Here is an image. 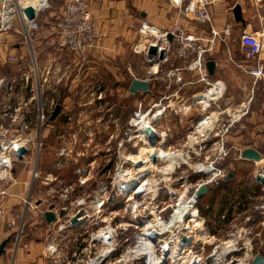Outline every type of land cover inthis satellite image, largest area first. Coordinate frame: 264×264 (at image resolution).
Listing matches in <instances>:
<instances>
[{"label":"built area","instance_id":"2783aa9c","mask_svg":"<svg viewBox=\"0 0 264 264\" xmlns=\"http://www.w3.org/2000/svg\"><path fill=\"white\" fill-rule=\"evenodd\" d=\"M221 1L223 0H169V3L177 9V14L182 18L194 20L200 24L209 26L211 36L207 39L208 46L201 45L200 41H202V39L189 32L184 25L179 22H174L170 28L164 30L145 20L140 23L138 28L140 37L132 50L135 53H142L144 55L145 59L150 64L151 74L156 75L158 71H161L158 67L170 62L171 59L187 60L192 54L195 55L194 60L185 67H169L164 68L160 72V79L164 81L167 90L176 85L178 89L173 95L177 94L181 86L185 84L184 70L197 71L199 73L198 81L205 87L203 91L193 95L190 101L175 105L171 98L163 97L167 100L164 104H161L160 100L151 105L149 112L154 109V112L151 114L152 116L155 112H160L157 119L154 120H161L164 118L165 126L162 131L157 130L158 127L154 123L155 121L152 122L153 127L155 129L157 127V134L154 137L158 139L159 146H163L167 142V131L170 129L166 119L167 116L175 114L179 117V122H182L183 116L187 115L195 105L201 108V113H204L211 103L219 108L216 101L222 96L225 90V84L221 80L209 79L205 67L204 55L213 48L217 39L224 40L221 32L216 31L212 27V15L209 10V6ZM256 2L264 4V0H256ZM27 6L31 5L25 4L21 0H0V37L10 31L20 32V30L16 28L15 21H18L20 28H22L24 32L37 30L39 28L36 17L40 10L48 6V0L38 3L35 7L32 6L35 12V18L32 20H28L23 12ZM230 32L231 29L227 26L222 30L223 36L225 37L229 35ZM53 33L58 51L70 52L77 60L82 61L86 60L91 51L97 47V41L101 37L99 26L89 10L87 0H67L60 15L54 21ZM16 46L22 47L20 49L16 48L17 51L8 52L5 57V63L10 65V70L6 73L0 72V92L2 91L8 96L14 95V97L20 98V102L15 106H5L4 114L1 116L8 121L6 126H0V165H2V167L6 165L5 170L7 175H4V180L7 183H11L13 180V162L25 161V156L30 151L29 145L35 138L32 134L35 127L39 135L36 139L37 144L41 145V128L53 122L48 121V117L55 105L60 104L62 106L60 113L67 109L63 103L68 98L69 94L63 99L62 103H59L61 90L59 91L58 88L61 85L64 86V82L68 80L67 78L72 70L69 69V66L62 70L60 63L54 58L39 62L34 48L31 46V43L27 41L18 42ZM150 46L156 47L155 55L148 54ZM239 48L246 60V64L242 67L243 71L249 74L254 79V82L260 84L264 95V62L260 57L264 50V20L258 31L254 30L249 25H243L242 32L239 36ZM27 49L29 52H27ZM161 53L162 57L160 58ZM69 86L68 84L65 85L67 92L69 91ZM220 86L222 89L219 97L209 101L207 106L200 104V100L198 99L200 95L207 93L210 89H220ZM49 91L57 96L56 100H54L53 96H50V99L47 100L46 95ZM101 94L102 91L100 90L97 98H100ZM32 101H35L33 105L31 104ZM138 112L134 113L131 120L133 119L134 121L137 115H139ZM213 112L215 111L206 114L195 124L192 123L191 126L201 130L200 140L217 137L213 145L221 147L222 156H220L221 152L219 148L217 155L209 162L203 161L190 164L188 161L190 159V150L187 149L184 152H179L182 160L174 166L171 172H169V180L172 178V173L180 168L181 165H185L190 169L192 168L193 174H202V176L189 182H186L188 177L187 174L184 176L181 175L175 179L177 181L182 180V186L185 185L180 194L178 192L171 194V187L173 189L176 188L169 182L164 186L167 201H161V206L158 204L160 197L159 188H157L156 191L155 189H151L149 180V185L143 186L144 191L142 193V190L139 191L141 194L137 192L140 189V185L135 186L136 182L131 184L124 192L119 190L118 185L115 184L116 190L120 195L130 190L131 195L135 198V202L137 200L147 199L151 192L150 201H148V212L150 215H154L151 221L153 219H167L179 201L192 202L191 214L179 220L175 226L165 234L164 239L167 240V243L165 244L164 240L156 242L157 247L155 248V253L160 258L157 259L155 264H235L238 261L242 264H251L253 258L257 254V251H255L256 244H262L261 235L264 229V183L257 180L256 176L258 174L264 176V152L261 153L260 160L254 161L256 166L248 175L251 187L246 188V191L243 193L228 198L224 209L217 217V223L228 219L227 228L224 230V236L222 238L218 239L215 234L209 233L207 219L198 205L200 199L196 194L197 191L202 186H206V191H208V187L217 182L218 179L227 180L226 178L229 174L225 168L217 166L216 162L228 152V150L227 152L224 151L223 148V145L228 142L225 135L231 133L230 128L238 118V115H231L225 122H221V119L217 120V115L215 118L211 116ZM224 112V110H220L217 114L220 115ZM34 113L36 114L35 118L31 115ZM139 117L140 115L138 119ZM206 117L208 122L202 124V119ZM34 119L36 121H34ZM135 122L136 121H134V123ZM65 125L69 127L70 131H64L58 136L61 139V144L55 149L56 157L50 170L41 174L36 161L33 167L27 169L26 172L32 179H41L45 184L60 182V172L73 159H75V164L77 159L84 158V163H80L74 168L77 183L82 186L86 184L91 173L93 162L89 161L88 158L89 147L94 137L92 138V133L86 130L85 124H79L75 127L71 121H66ZM129 127H135V125L130 122ZM256 128L257 136H261L264 141V119L257 124ZM162 132H165L164 136H161ZM194 138H197V136L187 135L188 141H193ZM122 144L123 139L118 143L119 148ZM21 147L26 149V153L19 157L17 151ZM241 150L242 148L238 150L239 159H241ZM172 152L178 151L175 149L172 150ZM195 154H197V152ZM120 157L121 155L119 154V159ZM204 158L208 160L209 156H205ZM153 161L156 162V160ZM125 162L128 161H123L122 159V161L116 165V169L119 171L124 169L123 163ZM183 172L185 171H182V173ZM115 177L113 182L104 181L99 186L98 193L105 194L109 185L111 186L117 181ZM25 184L28 185L27 182H25ZM73 189V184L65 187L61 196H65L68 194L67 192H69V190L72 191ZM106 197L107 198L104 199V196L98 197L96 195L94 200L89 201V204L83 197H80L75 201V205L78 206V209L74 213L69 212V206L72 203L64 202L60 207L64 215L59 217V210L55 212L56 219L68 217L67 224L62 226L65 228L82 225L85 220L91 218V214L87 211V208L91 207L92 204V207L96 211H100L105 202H107L108 196ZM171 200H175V202L169 204ZM26 203L31 205L28 202ZM140 203L135 206L133 205L135 211L139 210V207L142 205L141 201ZM168 207H171V211L168 213L167 217H163L162 213ZM205 207L208 208L209 206ZM144 211L145 210H143V212ZM3 213V207H0V218ZM76 214H79L78 221L73 225L70 223L69 219ZM140 215H146V213ZM116 229V225L106 224L95 232L89 233L87 238L82 239L85 244L80 251L88 254L84 262L81 259L83 262L82 264L108 263L112 254L116 251ZM142 229L143 227L140 228V231L135 237L136 243L134 247L137 245ZM151 232L152 231L148 234ZM205 235H207V242L203 239H199V236ZM1 243L2 240L0 239V244ZM206 245H211V249L208 253H205ZM45 249L48 256L55 259V255L58 253V244L54 243L52 238L46 243ZM131 251L133 250L131 249ZM126 252L128 253V251ZM75 253L76 252H74L73 255H75ZM132 254L139 255L143 253L132 252ZM122 257L124 256H120L115 263L123 264L124 259ZM75 263L76 262H73L72 264ZM144 263L149 264L147 257Z\"/></svg>","mask_w":264,"mask_h":264},{"label":"rangeland","instance_id":"374dc122","mask_svg":"<svg viewBox=\"0 0 264 264\" xmlns=\"http://www.w3.org/2000/svg\"><path fill=\"white\" fill-rule=\"evenodd\" d=\"M65 2L66 0H51V2L48 0V6L45 9L40 10L37 14L38 16L36 17V22L39 25V28L37 30L24 32L22 31V28H20L18 21H15L16 28H18L20 32L10 31V36H8V38H12L18 42L27 41L29 43H34L35 36L39 37L45 35L46 25L44 24V21L50 20V12L55 11V9L56 11H58L59 8H63ZM135 13H137V11L134 10V14ZM137 15L139 17L138 13ZM232 39L233 36L230 35L228 43L233 48H236L238 40L236 39L232 41ZM41 52L43 53L37 56L39 62L54 58L59 61L62 70L67 66H69V69H72L70 63L73 59V56L70 52L64 51V53L61 54L60 57H58L59 59L57 57L55 58V51L53 49H46L45 47V49H43ZM98 61H100V59ZM65 62L68 64H66ZM86 62L87 59L84 61L78 60L75 69L71 70L70 74H72L71 77H73L74 80L72 83H67L71 86V93H68L69 96L63 103L67 107V109L59 114V116L56 118L57 121L49 123V126L44 125L43 128H41V134L43 132V135L41 136V145L37 144L36 140L39 136L38 132H36L37 128L35 127V130H33L32 134L35 138L34 141L29 145L30 151L26 156V159L31 163L27 164L26 166L25 162L14 161L12 164V168L16 169L19 172L21 169L23 170L25 166L27 167V169L30 168L31 165H33L37 161L39 165H41L42 169H45L46 171L50 170L51 165L56 157L55 149L61 142V139L60 137L58 138V136L64 131H70L69 127L65 125L66 121H71L73 123V126L75 127L79 124H85L86 130H89L92 133V138L94 137V140L89 147V161H92L93 163L91 166V173L88 177V181L85 185H78L77 177L74 174V168L76 167V165L82 163L83 160H80L81 158L79 160L77 159L76 163L74 164L75 159H73L61 171L60 182H50L47 184L38 182L37 186L41 191L40 197L45 199L47 202L49 201L59 203L58 205L64 202H70L72 204L70 205L69 212L74 213L78 209V206L75 205V201L80 197H83L89 204V201L94 200V197L96 195L98 197L104 196V199L107 198L106 196H108L107 202H105L100 211H96L92 207V204L91 207L87 208V211L91 214L90 222L87 224V227L82 230L81 235L77 234L76 236H74L77 241L72 238L75 241H71L70 243L75 245L77 242H80V238H87L89 233L95 232L96 230L100 229V227H103L106 224L116 225V251H114L107 264H117L115 262L118 258H120V256H124L122 257L124 259L123 264H145L144 262L146 260V257L149 258V254L146 253V251L141 252L139 247V238L137 241V245L135 247L134 245L136 243L135 237L140 231V228H144L147 222L151 221L154 216L150 215L148 212V201H150L151 192L149 193L147 199H136L137 201L135 202V198L131 195L130 190L129 192H125V195H120L115 187L116 181L113 185H109L105 194L98 193V189L104 181L113 182L116 173L119 171L118 169H116V165L119 164L120 161H122V157L126 155L127 157H133V155L135 156L138 153L139 147L144 145V143L139 141L135 144V140L132 141L131 139H129L130 136L134 135V132L136 130L135 127H129L130 122L134 123V121H137L138 116L143 113L151 115L154 112V109L150 112L149 109L154 102H159L161 100V104H164L167 101L163 98L165 96H161L158 94L154 97H151L143 92L130 94L128 92L129 83L133 78H139L148 80L152 79L150 80L151 84L153 81L161 82L163 84L164 81L160 79L161 76L159 74L165 66L161 65L160 67H158L161 71H158V73L156 74L157 79H153V74H151L150 71V64L145 59L144 55L142 53H135L132 49L128 48L121 58L115 57L114 59L110 58L108 60L102 59V61L93 64L95 66L94 71L88 74H86L88 70V68H86ZM232 69L233 73L241 72L236 67H232ZM247 80H250L246 83L249 85L250 82L252 92L250 91L244 94L242 93L240 94V96H237L236 103H240L243 100H250V106L251 108H253L256 104H258V102H263L264 96L262 94L261 86L258 82H254V79L250 77H247ZM116 89H118V91ZM204 89L205 87L202 86V88L194 91L201 92ZM100 90L102 91L101 97L97 98ZM225 90L222 93L220 99L216 101V103L219 105V108L211 103V105L207 107L206 111L204 113H201V108L198 105H195L190 110L187 118V115L183 116L182 122H179V117H177L175 114L167 116L166 119L170 129L169 131H167V142L164 144V147L169 151L177 149L178 152L176 153L184 152L189 149L190 159L188 161L190 164L203 161L209 162L217 155L219 148L221 152L220 156H222L221 147L213 145V142L217 137L200 140L199 138H201V130H198V128L195 129V127H192L191 124H195L199 119H201L206 114H210L212 111H215L217 113L220 110H224V107L227 106V91ZM251 95L254 96L253 99L249 98V96ZM50 96H53L54 100L57 99V96L49 91L46 95L47 100L50 99ZM254 101L256 103H254ZM34 103L35 101L31 102L32 105ZM136 112H138L139 115H137V117L133 121V119L131 120V118ZM35 113L31 114L33 115V118H35ZM217 116V120L221 119V122H225L226 118H228L226 113H221L220 115L217 114ZM239 120L240 118L236 119L237 122ZM34 121L36 120L34 119ZM154 121L153 122L158 127V129L157 127L156 129L158 131H162L165 126L164 118ZM0 122L4 126L8 124L6 118H2ZM256 127L257 124L244 126L245 129H243L242 131V134L244 136L238 142L240 144H243L245 143L243 141H246L247 137L251 138L252 140L256 138L255 140L261 143L260 147L264 152V141L260 140L261 136H257ZM230 131L232 133L234 132L233 126L230 128ZM187 135H191L194 137L197 136V138H194L193 141H188ZM226 136L227 135H225V138ZM122 139L123 144L119 148L118 143H120ZM153 141L154 144L158 146V139L154 137ZM223 148L224 151L227 152L228 150V152L225 156L218 160L216 164L219 167L225 168L227 172L232 173L233 178L229 179L228 182L224 185L222 184L223 179H218L217 182L213 183V185L210 186V192L208 195L214 197H216L217 195H225L224 201H227L228 198L236 196L239 193H243L244 191H246V188L251 187L248 175L253 171L256 165L252 162L244 163L245 161L243 162L238 158V150L239 148H241L239 145H234L227 142L223 145ZM196 152L197 154H195ZM119 154L121 155L120 159ZM205 156H209L208 160H205ZM180 159L176 158L174 163H172V167L171 162H165L161 160L156 161L153 163L155 166H153L152 170L150 169L146 174L147 178L145 177V180L146 183L149 180L151 189L156 190L157 188H159L160 197L158 200V204L161 206V201H167L166 193L164 192V186L169 182L171 183V185H173V187L177 189V191H179L178 193L180 194L185 185L182 186V180L177 181L175 179H177L181 175L184 176L185 174H187L188 177L186 182H189L202 176V174H193L192 168L190 169L185 165H181L180 168L176 169L175 172L172 173V178L169 180V172L172 171V169L180 161ZM133 166V163L129 161L123 163L124 169L120 170L117 173L116 177L119 175V173H121V171L135 170ZM182 171L185 172L182 173ZM45 172H43L42 174H44ZM4 179V176L0 178V186H3V183H6ZM244 181H246V184H244ZM72 184L74 189L72 191L69 190V192H67L68 194H66L65 196H61L64 188ZM222 186H226L225 191L222 190ZM213 190L214 192L212 193ZM207 200L208 199L206 198V196L201 197L198 204L199 207H201L202 209H206L205 206H208ZM140 201L142 202V205L139 207V210L135 211L133 205L135 206L136 204H139ZM174 202L175 200H171L169 204H173ZM143 210L145 211L143 212ZM170 211L171 207L165 209L162 213L163 217H167ZM144 213H146V215H140ZM172 214L173 212H171L169 217L167 219H164V221H171ZM206 237L207 236L205 235V237L201 239L207 242L208 240L206 239ZM57 239H59L62 243V236L60 237L59 235H57V238L55 240ZM161 240H164V236L153 242L149 240L151 242V248L155 250V248L157 247L156 242H159ZM59 247L60 246L58 244V248ZM61 248L62 250L59 248L60 251L55 255V259L49 257L47 264H72L73 262L82 264L86 260L88 255L83 252H80V254L75 253V255H72V252L68 250L69 247L62 246ZM131 249L133 251H131ZM205 249V253H208L211 249V245H206ZM126 251H128V253ZM255 251H264V246L260 247L259 244H256ZM132 252H139L143 253L144 255H133ZM81 259L83 262L81 261Z\"/></svg>","mask_w":264,"mask_h":264},{"label":"crops","instance_id":"0c3cea01","mask_svg":"<svg viewBox=\"0 0 264 264\" xmlns=\"http://www.w3.org/2000/svg\"><path fill=\"white\" fill-rule=\"evenodd\" d=\"M49 1L51 2V0ZM87 2L89 10L99 26L101 37L97 41V47H95L87 57L86 68H88V70L86 74L94 71L95 66L93 64L102 61V59L108 60L110 58L114 59L115 57L121 58L125 54L127 48L132 49L139 40L140 36L138 28L141 21L144 20L163 30L170 28L174 22H179L184 25L189 32L202 39V41H200L201 45L208 46L207 39L211 36L209 26L200 24L194 20L182 18L177 14V9L169 3V0H87ZM234 5L240 7L241 17L245 21V25H249L256 31L261 28V23L264 20V4L258 3L256 0H223L209 6L212 15V27L216 31L221 32L224 40L217 39L213 48L205 53V63L209 60H213L215 64L212 74H209L207 69L206 71L209 75V79L225 82L227 106L224 107V113H226L228 117L226 119H229L231 115H238V118H240L238 122L235 121L233 124L234 132H231L226 136L228 142L234 145L237 144L242 149L252 147L260 153H263L260 147L261 143L256 141V138L252 140L247 137L246 141H243L245 142L243 144L238 142L244 136L242 134L243 129H245L244 126L258 124L264 119V97L263 102H258L253 108L250 106V100H243L240 103H236L237 96H240L242 93L252 92L250 82L249 85L246 83L250 81L247 80V77H252L243 72L242 69L246 64V60L239 48V36L242 32L243 25L236 22L234 19L232 12ZM62 9L63 8H59L58 11L55 9V11L50 12V20L44 21V24L46 25L45 35L39 37L35 36V42H31V46L34 48L36 56L43 53L41 51L45 49V47L46 49H53L55 51V58L60 57L61 54L64 53L57 50L55 45L56 39L53 33L54 21ZM134 10L137 11L139 17L137 13L134 14ZM226 26L230 27L231 32L225 37L223 36L222 30ZM230 35L233 36L232 41L236 39L238 40L236 48H233L228 43ZM8 36H10L9 33L0 37V72L5 73L11 68L9 64L5 63L6 54L8 52L17 51L16 48L20 49L22 47L16 46L18 41H15L12 38L10 39ZM27 52H29L28 49ZM71 55L73 56V59L71 60L70 65L72 66V70H74L78 60L73 54ZM260 57L264 62V50ZM194 58L195 55L192 54L187 60L171 59L170 62L164 65V68L185 67L192 62ZM99 59L100 61H98ZM232 67H236L241 72L233 73ZM183 73L185 84L181 86L176 95H173V93L178 89L177 86H173L170 90H167L164 83L162 84L161 82L153 81L151 84L150 80L152 79L148 80L149 91L146 92V94L151 97L158 94L171 98L175 105L189 101L193 95L198 93V91L194 90L202 88L203 84L198 81L199 73L197 71L184 70ZM71 76L72 74H69V77L67 78L68 80L64 82V86H59V91L65 89V85H67L68 82H73L74 78ZM153 79H156V75H153ZM70 87L71 86H69L68 89L69 93H71ZM116 90L118 91V89ZM249 98L253 99L254 96L251 95ZM19 102L20 98L14 97V95L8 96L1 91L0 120L2 119L1 116L4 114L5 106H15ZM254 103L256 102L254 101ZM55 121H57V119L53 122ZM1 125L3 124L0 122V126ZM42 135L43 132L41 136ZM260 140L263 141L262 138ZM60 144L61 142L57 146ZM28 154L29 152L26 156ZM26 156L24 162L27 166V164H30L31 162L26 159ZM80 160H83L82 163L85 161L84 158H81ZM241 161H245L244 163H254L253 160L249 159L241 158ZM33 165H31L30 168H32ZM26 166L19 172L16 169H13L12 182L3 183V186H0V207H3L4 211L0 218V239L3 241L6 238H9L8 243L4 247V252L0 254V264H47L49 256L46 252L45 245L50 238L54 240V243L59 244L61 250L62 246H67L69 247L68 250L72 252V255L74 252L80 254V252H82L80 250L84 246V241L82 240L84 237L80 238V242H77L75 245L70 242L77 241L74 236L82 234V230L87 227L90 219L85 220L82 225L70 226L68 228L62 227L67 224L68 217L55 219L51 223L47 222L44 217V212L49 209V206L54 204L53 211L58 212L63 203L58 205L59 203L47 202L45 199L41 198V191L38 189L37 184L42 181L41 179H32L26 172ZM37 167L41 174L46 171L45 169H42L38 162ZM25 182H27L28 185H26ZM244 184H246V181ZM209 190L210 186L208 187V191L202 195V197L206 196L208 199L207 204L209 207L203 209L204 211H201L207 219L209 233L215 234V236L220 239L224 236V230L227 228L228 219L217 223V217L222 212V209L219 211L216 207V202H211L209 200ZM57 235L60 237L62 236V243L59 239H57L58 241L55 240ZM261 240L262 244L259 245L260 247H263L264 229L261 235ZM59 248L58 252L60 251ZM257 254H260L259 251H257Z\"/></svg>","mask_w":264,"mask_h":264},{"label":"bare ground","instance_id":"6f19581e","mask_svg":"<svg viewBox=\"0 0 264 264\" xmlns=\"http://www.w3.org/2000/svg\"><path fill=\"white\" fill-rule=\"evenodd\" d=\"M21 1L26 2L25 4H29L35 7L38 3L44 2L45 0H21ZM221 89L222 87L220 86V89L219 88L210 89L207 93L200 95V97L198 98L200 100V104H204L205 106H207L209 101L219 97ZM159 114H160L159 111L155 112L153 116L149 114H141L138 121L133 123L135 125L136 130L134 132V135H132L130 139L132 141L135 140V144L139 141L144 143V145L139 147L138 153L135 156L133 155V157L131 156L132 158L127 157V155L122 157L123 161H129L133 163L134 165L133 167L135 168V170L121 171V173H119V175L115 178V180H117L115 183L118 185L119 187L118 189L122 190V192L128 189V187L135 182H136L135 186L140 185V189L137 192L139 193V191L142 190L141 191L142 193L144 191L143 186L148 184V182L146 183L145 180L146 173L149 172L150 169L152 170L153 166H155L153 164L154 161L151 159V155H155L156 161L161 160L165 162H171V167H172V163H174L176 158L179 159L181 158L180 153L169 151L167 150V148L164 147V145L157 146L156 144L153 143L154 142L153 139L154 136L157 134L156 132L157 130L153 127L152 122L154 121V119H157ZM216 115L217 113L213 112L211 116L215 118ZM207 122H208L207 117L202 119V124ZM164 135L165 132H162L161 136ZM181 160L182 158L180 159V161ZM5 169H6V165L3 167L2 165H0V178H2V176L4 175L5 176L7 175ZM170 192L171 194H175L179 191L171 187ZM191 203H192L191 201H179L176 207L174 208V210L172 211L173 214L171 221L154 219L152 221H148L147 224L144 226L141 236H139V243H140L139 247L141 252L146 251V253L149 254L148 262L150 264H155L157 259L160 258L159 256L156 255L155 250L151 248L150 246L151 242L159 239L160 237L165 236V234L168 231H170V229H172L179 220H181L186 215L191 214L192 211ZM150 231H155L157 233L154 240H151L148 237L149 236L148 233ZM204 237L205 236H199V239ZM164 243L166 244L167 240L164 239ZM235 264H242V263L238 261Z\"/></svg>","mask_w":264,"mask_h":264},{"label":"water","instance_id":"95a60500","mask_svg":"<svg viewBox=\"0 0 264 264\" xmlns=\"http://www.w3.org/2000/svg\"><path fill=\"white\" fill-rule=\"evenodd\" d=\"M25 16L27 17L28 20H32L35 18V12L32 6H27L24 10H23ZM232 12L234 15V19L236 22H239L240 24L244 25L245 21L243 20V18L241 17V11H240V7L238 5H234L232 8ZM148 54L149 55H155L156 54V47L155 46H150L149 50H148ZM162 57V53L160 54V58ZM214 61L213 60H209L205 63L206 69L208 71L209 74L213 73V68H214ZM128 91L130 94H135L137 92H143L146 93L149 91V81L147 79H139V78H133L128 86ZM61 105L60 104H56L53 111L51 112L50 116L48 117V121H54L56 119V117L59 115L60 111H61ZM26 153V149L24 147L19 148V150L17 151V154L19 155V157H21V155ZM240 157L242 159H249V160H253V161H258L261 159V153L256 150L255 148L252 147H246L243 148L240 151ZM151 159L155 160V155H151ZM232 173H229L227 176V180L232 178ZM257 180L261 181L262 183H264V176L261 175H257L256 176ZM207 187L206 186H202L198 191H197V196L200 197L202 196L205 192H206ZM53 207L54 204L49 206V209L47 211L44 212V217L46 219L47 222L51 223L53 222L57 217L55 212L53 211ZM59 217H62L64 215V212L62 210H60V212L58 213ZM79 217V214H76L74 216H72L69 221L71 224L75 225L77 223V219ZM157 233L155 231H152L149 234V238L151 240H154V238L156 237ZM9 238H6L5 240L2 241V243L0 244V254H2L4 252V247L6 246V244L8 243ZM264 263V256L261 254H256L255 257L253 258L251 264H263Z\"/></svg>","mask_w":264,"mask_h":264},{"label":"trees","instance_id":"16d2710c","mask_svg":"<svg viewBox=\"0 0 264 264\" xmlns=\"http://www.w3.org/2000/svg\"><path fill=\"white\" fill-rule=\"evenodd\" d=\"M68 92L66 89H63L61 90L60 92V96H59V103H62L63 99L67 96ZM228 181L227 180H222V184H226ZM245 182V181H244ZM226 187V186H225ZM225 187L222 186V190L225 191ZM214 192V190L212 191V193ZM202 196L199 197V199L201 198ZM225 199V195L224 196H221V195H217L216 197L214 196H210V201H217L216 202V207L217 209L220 211L221 209L223 210L224 206H225V203H226V200L224 201ZM201 208V207H200ZM202 211H204L202 208H201ZM261 255L264 256V251H261L259 252Z\"/></svg>","mask_w":264,"mask_h":264}]
</instances>
